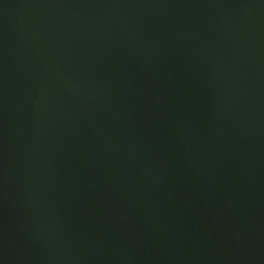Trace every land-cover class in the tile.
I'll list each match as a JSON object with an SVG mask.
<instances>
[{"label":"water","instance_id":"obj_1","mask_svg":"<svg viewBox=\"0 0 264 264\" xmlns=\"http://www.w3.org/2000/svg\"><path fill=\"white\" fill-rule=\"evenodd\" d=\"M0 264H264V0H0Z\"/></svg>","mask_w":264,"mask_h":264}]
</instances>
